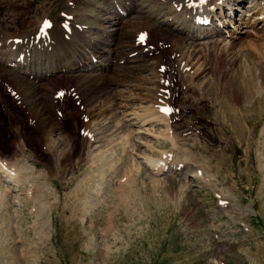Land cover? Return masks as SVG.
<instances>
[{
    "label": "rangeland",
    "instance_id": "obj_1",
    "mask_svg": "<svg viewBox=\"0 0 264 264\" xmlns=\"http://www.w3.org/2000/svg\"><path fill=\"white\" fill-rule=\"evenodd\" d=\"M5 1L17 2L15 5L23 9L19 10L28 13L16 14L15 6L5 9V21L18 25L39 18L46 3H59L61 8L66 3ZM85 2L90 3L89 15L85 12L88 16L82 21L85 34L106 38L98 28L109 27L104 19L115 16L116 7L102 0ZM83 3L77 5L82 7ZM143 6L146 12L152 9V4ZM103 7L108 10H101ZM246 8L237 13V20ZM240 30L248 28L240 25ZM260 30L254 34L260 45H238L237 50L232 46L227 50L202 48L199 75H188L195 80L185 91L182 82L166 79L176 105L170 120L173 126L169 128L166 120L153 123L157 124L154 135L161 138L132 135L137 126L127 122L114 131L117 121L125 122L119 108L109 120L114 133L108 130L117 135L105 136L108 138L99 142L103 145L98 150L94 146L99 143L93 145L90 137L82 136L83 125L78 126L83 121L81 105L73 115L58 112L62 129L49 139L41 127L29 128L30 134L27 121L24 124L20 116L10 119L12 113L1 114L3 144L23 136L25 144H20L26 145L28 162L34 168L20 183H4L12 189L0 188V264H264V26ZM222 35L204 41L229 44L232 40L245 45L251 40L246 32H239L236 36L241 38L236 40ZM190 68L187 73L194 74ZM87 72L104 76L105 71ZM10 73L11 78L20 74ZM9 77L0 79V89L3 82L11 81ZM235 80L240 82L229 85L224 94L222 85ZM79 95L71 98L78 100ZM5 101L0 100V108L13 109V104L8 107ZM17 130L18 140L13 136ZM51 141L55 149H45ZM5 146L0 144L9 151L10 145ZM158 162L181 169L156 173L153 165Z\"/></svg>",
    "mask_w": 264,
    "mask_h": 264
},
{
    "label": "bare ground",
    "instance_id": "obj_2",
    "mask_svg": "<svg viewBox=\"0 0 264 264\" xmlns=\"http://www.w3.org/2000/svg\"><path fill=\"white\" fill-rule=\"evenodd\" d=\"M70 1H74L76 5ZM81 1L83 0H66L65 6L62 5L63 8L59 3L49 5L46 3L42 6L39 18L30 21H24L23 18L22 25H18L14 21H5V9L9 6H15L16 9L13 10L16 14L25 15L26 12L22 13L19 10L20 7L15 5L17 2L8 1L6 3L7 1L0 0V79L11 76L12 73L10 72L20 73L12 76V78L9 77L10 82L2 83L4 88L0 89L2 96L0 100L2 102L3 98L4 101L7 99L5 103L8 107L13 104L11 116H20L22 119H19L23 123L24 120L27 121L26 128L41 127L45 139H49L57 129V131L62 129L59 125V110L64 111L65 114L70 111L69 114L73 115L78 113L76 106L80 105L81 107L78 108H84V113L83 121L78 126L83 125L82 136L90 137L93 145L103 142L105 136L120 129L121 123L126 122L128 126H137L136 132H131L132 135L134 133L137 136L142 133L156 138L160 137L158 134L157 136L154 135L155 128L153 129V127L160 124L161 121L163 123L167 121L170 124L169 128L171 125L173 126L170 120L174 117L173 111L176 105L172 102L173 89L170 88L172 86L166 85V79L173 77L172 80L179 81V84L182 82L180 85L185 84L183 89L185 91L186 88L191 87L192 81L195 80L188 79V75H199L200 60L204 59L200 55L202 48L213 49L217 46L227 50L230 48L229 46H232L231 48L237 50L238 45H241L240 48L242 46L248 48L260 45L255 35H258L264 26V0H250L246 5L244 15L238 20L237 13L241 9L239 5L244 0H142V3H139L138 0H105L107 6L116 7L114 12L116 15H110L104 19L109 27L106 28L102 25L100 29L98 28L102 34L107 36L106 38L103 35L91 38L85 34L82 23L89 15L86 10L90 8V3L84 0V3H87V8L84 3L80 7L77 3ZM145 3L152 4V9L148 12L142 10ZM118 8L123 9L122 13L126 14L129 20H123L125 16L121 15ZM101 10L107 11L108 8L103 7ZM142 11L145 13L142 14ZM85 12L88 15L85 16ZM132 14L134 17L130 18ZM117 17L121 20L120 26H118ZM155 17L163 20L158 21ZM207 19L211 20L210 24H206ZM47 21H49V25L45 27L44 24ZM237 21L240 23L238 24ZM240 25H244L248 30H240ZM239 32H246L251 40L245 45L232 40L229 44L222 43L223 40L222 42L218 40L204 41L205 38L223 36L222 34L231 36V39L236 40L241 38L236 36ZM141 35H145L143 41L139 40ZM17 38H19V43L15 41ZM111 39L112 41H109ZM199 40L202 41L197 42ZM203 44L204 46H201ZM90 46L93 51L86 50ZM168 51L169 54L166 55ZM19 57L22 59L18 60ZM170 57L176 60L171 61L169 60ZM115 58H117V63L113 66L112 60ZM188 66L195 70H193L194 74L192 72L187 73ZM98 68L105 71L104 76L87 72L89 70L97 71ZM159 69L160 71L164 69L161 72L167 73V76L160 73ZM27 73L29 74L28 78ZM30 75H33L34 80L30 78ZM66 82L71 83L72 86H66ZM187 82H189V86ZM226 82L222 85L224 94L230 90L229 85L235 86L240 81ZM119 86L123 87L120 92L118 91ZM2 89L4 90L2 91ZM74 90H77L78 93L74 94ZM183 91L180 90V94ZM71 95H79L78 100L71 98ZM61 96L64 99H61ZM26 98H30L32 102L27 101ZM164 106H170V111L162 112ZM118 108L122 114L121 118L125 122L122 119L117 121V124L114 125V131H111L109 128H113V125L111 126L109 120L111 114L113 115ZM164 120L166 121L164 122ZM155 121L158 123L153 126ZM106 131L109 134H105ZM115 135L117 134H111V136ZM130 135L127 134L126 137ZM176 137L178 138V136ZM51 143L46 144L50 146H45V149H53L55 144ZM102 145L99 143L94 147L98 150ZM8 149L11 150V147ZM18 150L23 151L22 148ZM28 159L25 154L19 158V161L11 162L9 160L11 163L5 161L6 164L15 169L14 172L11 171L10 167L4 169L0 164V185L4 183L2 180L8 182L3 177H8V180H13L15 183H20L21 174L24 175V178L28 177L30 173L26 172L34 168ZM153 167V171L160 174L166 170L173 172L181 169L177 165H163L159 162L154 163ZM8 183L5 184L8 185ZM9 186L1 185L0 188L5 190V187L11 188Z\"/></svg>",
    "mask_w": 264,
    "mask_h": 264
},
{
    "label": "snow or ice",
    "instance_id": "obj_3",
    "mask_svg": "<svg viewBox=\"0 0 264 264\" xmlns=\"http://www.w3.org/2000/svg\"><path fill=\"white\" fill-rule=\"evenodd\" d=\"M166 111H168V109H165Z\"/></svg>",
    "mask_w": 264,
    "mask_h": 264
}]
</instances>
